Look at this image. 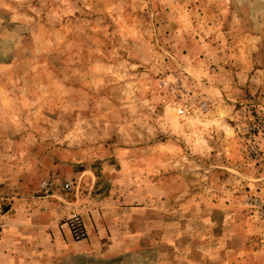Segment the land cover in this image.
<instances>
[{
    "label": "rangeland",
    "instance_id": "rangeland-1",
    "mask_svg": "<svg viewBox=\"0 0 264 264\" xmlns=\"http://www.w3.org/2000/svg\"><path fill=\"white\" fill-rule=\"evenodd\" d=\"M51 175L122 252L61 264H264V0H0L3 222Z\"/></svg>",
    "mask_w": 264,
    "mask_h": 264
},
{
    "label": "crops",
    "instance_id": "crops-1",
    "mask_svg": "<svg viewBox=\"0 0 264 264\" xmlns=\"http://www.w3.org/2000/svg\"><path fill=\"white\" fill-rule=\"evenodd\" d=\"M92 202L84 204L77 194L61 196L38 195L16 198L14 211H6L4 230L0 237V264H42L43 253L61 264L65 260L86 256H109L112 252L105 242L96 237L100 229L98 207ZM71 212L81 213L88 237L74 240L65 224ZM90 214L92 215L90 217ZM107 244L108 241H107ZM62 257V258H61Z\"/></svg>",
    "mask_w": 264,
    "mask_h": 264
},
{
    "label": "built area",
    "instance_id": "built-area-1",
    "mask_svg": "<svg viewBox=\"0 0 264 264\" xmlns=\"http://www.w3.org/2000/svg\"><path fill=\"white\" fill-rule=\"evenodd\" d=\"M73 181L63 180L56 175L48 176L39 182L38 191L45 196H61L63 193H67L76 189ZM65 224L70 230L72 237L76 240H84L87 238L88 232L83 221V217L78 212H71L65 218ZM4 230L3 212L0 210V237Z\"/></svg>",
    "mask_w": 264,
    "mask_h": 264
}]
</instances>
